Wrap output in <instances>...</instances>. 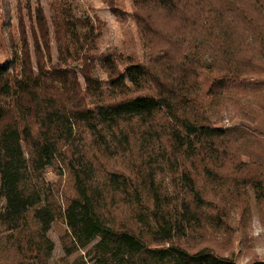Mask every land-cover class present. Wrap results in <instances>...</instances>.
<instances>
[{"label":"trees","instance_id":"obj_1","mask_svg":"<svg viewBox=\"0 0 264 264\" xmlns=\"http://www.w3.org/2000/svg\"><path fill=\"white\" fill-rule=\"evenodd\" d=\"M134 3L145 61L121 68L117 51L98 50V25L63 10L57 59L45 41L28 71L0 63V264H50L57 220L64 264H240L204 240L246 187L264 206V131L249 114L221 126L208 104L264 79V0ZM54 166L74 196L46 184Z\"/></svg>","mask_w":264,"mask_h":264},{"label":"rangeland","instance_id":"obj_2","mask_svg":"<svg viewBox=\"0 0 264 264\" xmlns=\"http://www.w3.org/2000/svg\"><path fill=\"white\" fill-rule=\"evenodd\" d=\"M115 6L119 7V15L114 12ZM63 10L79 18H90L98 25L101 32L96 40L98 50L117 51L121 68L128 63V55L137 61H145L148 47L135 17L134 0H0V63L10 61L11 65L15 63V72L28 71L24 61L29 54L31 64L36 66L37 43L47 56L45 41L50 46L53 60L57 59L53 17ZM44 31L47 32L46 36ZM154 40L161 42L158 38ZM15 52L19 61H16ZM203 59L205 68L202 72V85L205 91L207 85L204 76L208 74L206 66L212 56L205 54ZM95 73L106 86L107 73L99 65ZM208 106L213 119H221L218 120L221 126H240L248 122L243 115L249 114L264 131V79L248 84L232 82ZM46 184L62 200L76 193L67 170L61 171L57 166L47 169ZM245 192L237 202L238 205L230 208L229 216L226 217L227 228L207 230L204 240V244L214 247L219 253L233 255L240 264L253 259L264 260V206L256 201L251 185L245 188ZM4 209L5 201L0 199V212ZM66 232L67 226L62 220H57L49 231L48 236L55 244L50 264H64L63 238Z\"/></svg>","mask_w":264,"mask_h":264}]
</instances>
